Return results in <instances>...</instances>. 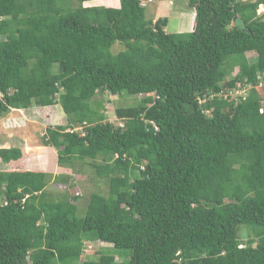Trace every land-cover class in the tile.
Here are the masks:
<instances>
[{"label": "trees", "instance_id": "obj_1", "mask_svg": "<svg viewBox=\"0 0 264 264\" xmlns=\"http://www.w3.org/2000/svg\"><path fill=\"white\" fill-rule=\"evenodd\" d=\"M88 1L0 0V118L60 104L67 125L41 144L69 167L90 161L109 191L81 217L80 195L48 191L60 177L0 170V264H264V0H189L188 32L147 18L142 0ZM238 83L246 98L225 97ZM99 93L143 97L116 125ZM22 156L0 147L1 161ZM96 241L112 247L84 258Z\"/></svg>", "mask_w": 264, "mask_h": 264}, {"label": "rangeland", "instance_id": "obj_2", "mask_svg": "<svg viewBox=\"0 0 264 264\" xmlns=\"http://www.w3.org/2000/svg\"><path fill=\"white\" fill-rule=\"evenodd\" d=\"M59 1L66 5L65 10H68V11H70V10L74 11L77 7L80 6V0H59ZM147 1H148L147 7H146L147 18L149 17L152 19H156L158 17H164V16L166 17V15L164 13H167V11H169V13L167 14V18H169V22L167 25V31H169V32H188V31L193 30L194 26L191 25V23L194 19V14H193V10H191L189 8L190 7L188 5L189 0H171L170 7H168V8H167V3L170 0H147ZM248 1H250V0H248ZM160 3H162L164 5L165 9H162V10L160 9L159 12H157V13L154 12L155 8ZM168 5H169V3H168ZM185 12L191 13L192 18L190 16H189V18H186V16L183 15V13H185ZM257 12H258V14H261L264 17V4L259 5ZM179 21H181V22H179ZM190 25H191V27H190ZM194 25H195V21H194ZM123 47L124 46L122 44L118 43L113 47V51L117 52L120 49H123ZM247 56L250 60H253L255 58V53L249 52V53H247ZM58 69H59L58 64H55L54 70L58 71ZM236 72H238V67H235L233 69V73L231 76L236 74ZM242 91H243V89H242ZM246 91H249V90H246ZM243 92H240V93H243ZM247 95H248V93H247ZM141 97H143V95L135 96V95H128L126 93H123L121 95H112L110 93H99V95L94 97V100L102 99L107 120L112 121L116 125H121L122 120L117 117V109L122 108V107H129L130 105L133 104V101H135L137 99L139 100ZM238 100H243V99H242V97H240V99H238ZM34 105H36V104H34ZM36 106H38V105H36ZM39 108H37V107L33 108L34 111L32 113L35 114V116H33V118L36 119L37 122H35V124H33V123L29 124V129H28V130H30L29 132H31L33 130L31 128H36L35 133L33 132L34 134H36V138H35L36 145H41V142L43 141L44 133H45V130L47 129V127H55L57 125H67V119H68L67 115L65 114V112H64V110L60 104H55L53 106L44 107V110H48V111L50 110L49 112H44L43 110H41ZM19 117L21 118V116H19ZM42 117H43V121H44L45 125H43V121L41 119ZM1 122H0V126L3 123V122L2 123ZM6 122L8 125L10 123H13V120L12 121L7 120ZM16 126H18L20 128V130H24L26 128L25 124L23 122H21L19 119H18V124H16ZM81 129L82 128L80 126L76 127V130H81ZM20 132H23V133L25 132V134L27 133L26 131H20ZM10 141H11V139H10ZM12 143H15V142H12ZM41 155L46 157L45 154H41ZM57 156H58V152H57ZM58 165L63 169L68 166L65 163L61 164L60 162H58ZM1 166H3V165H1ZM75 167H76L75 173H80L83 175L82 178L76 180L77 177H75V175L73 173V179L75 180V184L77 185V188H75V189L81 193L80 201H79V207H81V208H79V216L82 217L85 214L87 201H88V198H89L92 191H97V192L102 193L104 195H108L109 191L107 188V181H106L107 179L106 178H102V179L98 178L96 180V178H95L96 175L94 173V169L90 165V161L77 162ZM61 183L62 184H60L58 182L57 183L51 182L47 185L48 191L51 192L52 195L54 197H56V199H58L59 196L63 195L64 193L66 194L67 190L71 191L70 187H67V185H66L67 182H61ZM74 190L72 189V191H74ZM76 190L74 192H76ZM76 196H78V195H76ZM254 234L255 233L252 231L251 227H249L248 225L241 224L238 228V237L240 239H242L243 243H246L248 241L249 236L254 237L255 236ZM110 246L112 247V245H110V244H103V243H100L98 241L87 242L85 245V250H84V253H85L84 258H86L87 256H91L93 259L97 258L99 256L97 254V251H99L100 249L109 248ZM116 259L122 260V258L119 256H116Z\"/></svg>", "mask_w": 264, "mask_h": 264}, {"label": "crops", "instance_id": "obj_3", "mask_svg": "<svg viewBox=\"0 0 264 264\" xmlns=\"http://www.w3.org/2000/svg\"><path fill=\"white\" fill-rule=\"evenodd\" d=\"M142 1H146L148 4L147 0H142ZM243 1H246V0H243ZM168 3H167V8L170 7L171 0ZM83 5L84 6H107V7L117 8V7H120V0H92V1L85 2ZM160 9L161 10L165 9L162 3H160L155 8L154 12L157 13L159 12ZM168 13L169 11H167V13H164L166 17ZM193 14H194V11H193ZM183 15L186 16V18H189V16L192 18V14L189 12H185L183 13ZM191 25L194 26V19ZM34 106L37 108L40 107L39 109L43 110L44 112L50 111V110L49 111L44 110L43 106H36V105H33L27 109L11 108L10 111L5 115L6 117L3 116L2 118H0V122L1 121L3 122V123L1 122L2 125L0 126V147L9 148V147L17 146V147H20L23 151V156L18 160H12L10 162H4L0 160V170L21 169V170H32V171H45L53 175L54 180L56 177H60L61 182H65V180H68L70 177H72L73 179V173L75 177H77L76 180L82 178L83 177L82 174L75 173L76 171L75 165L79 161H76L72 165V167L70 166V167H66L63 169L58 165L57 150L53 146H46L42 144L36 145V141H35L36 134H34L36 128H31L33 129L31 132H29L30 130H28L29 124L31 123L35 124V122H37L36 119L33 118L35 114L32 113L34 111L33 108H35ZM45 107H48V106H45ZM19 116H21V118ZM18 119L25 124L26 128L24 130H20V128L16 126V124H18ZM41 119L43 121V117ZM7 120H10V121L13 120V123H10L7 125V122H6ZM43 125H45L44 121H43ZM20 131H26L28 134L27 133L25 134V132L23 133ZM10 139L12 142H15V143H12ZM41 154H45L47 158L45 159V157ZM61 182L60 184H62ZM75 188H77V185L75 184V180L73 179L72 185L70 186L71 191L69 190L67 193L70 199L73 196L81 195V193ZM72 189L73 190L75 189L76 192H74L75 190L72 191Z\"/></svg>", "mask_w": 264, "mask_h": 264}, {"label": "built area", "instance_id": "obj_4", "mask_svg": "<svg viewBox=\"0 0 264 264\" xmlns=\"http://www.w3.org/2000/svg\"><path fill=\"white\" fill-rule=\"evenodd\" d=\"M258 86L263 88L264 87V74L263 75H260L259 76V83H258ZM252 86L251 85H245L244 87H241V84L238 83L237 84V87L235 88H230L229 92L224 94L225 97L227 96H231L232 98H238L240 99V97H242V99H245L246 98V95H247V91L246 90H249ZM243 89V91H242ZM240 92H243V93H240ZM2 96V93H0V98ZM261 111L263 112L264 111V106L261 108Z\"/></svg>", "mask_w": 264, "mask_h": 264}, {"label": "clouds", "instance_id": "obj_5", "mask_svg": "<svg viewBox=\"0 0 264 264\" xmlns=\"http://www.w3.org/2000/svg\"><path fill=\"white\" fill-rule=\"evenodd\" d=\"M144 4H147V2L146 1H142ZM45 134V133H44Z\"/></svg>", "mask_w": 264, "mask_h": 264}, {"label": "water", "instance_id": "obj_6", "mask_svg": "<svg viewBox=\"0 0 264 264\" xmlns=\"http://www.w3.org/2000/svg\"><path fill=\"white\" fill-rule=\"evenodd\" d=\"M264 4V3H263Z\"/></svg>", "mask_w": 264, "mask_h": 264}]
</instances>
